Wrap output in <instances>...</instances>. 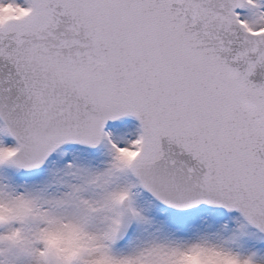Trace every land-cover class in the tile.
<instances>
[{
	"label": "snow or ice",
	"instance_id": "snow-or-ice-1",
	"mask_svg": "<svg viewBox=\"0 0 264 264\" xmlns=\"http://www.w3.org/2000/svg\"><path fill=\"white\" fill-rule=\"evenodd\" d=\"M0 264H264V0H0Z\"/></svg>",
	"mask_w": 264,
	"mask_h": 264
},
{
	"label": "rangeland",
	"instance_id": "rangeland-1",
	"mask_svg": "<svg viewBox=\"0 0 264 264\" xmlns=\"http://www.w3.org/2000/svg\"><path fill=\"white\" fill-rule=\"evenodd\" d=\"M216 216L218 217V218H220V219H225V218H227V214L226 213H224V212H217L216 213Z\"/></svg>",
	"mask_w": 264,
	"mask_h": 264
}]
</instances>
